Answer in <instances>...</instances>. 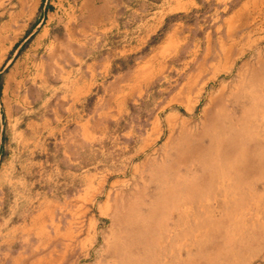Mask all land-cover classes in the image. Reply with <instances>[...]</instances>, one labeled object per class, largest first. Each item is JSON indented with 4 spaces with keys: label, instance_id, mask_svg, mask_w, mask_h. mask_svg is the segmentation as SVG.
<instances>
[{
    "label": "rangeland",
    "instance_id": "1",
    "mask_svg": "<svg viewBox=\"0 0 264 264\" xmlns=\"http://www.w3.org/2000/svg\"><path fill=\"white\" fill-rule=\"evenodd\" d=\"M49 1L0 0V264H264V0L166 17L94 142L8 161L31 108L6 113L7 73Z\"/></svg>",
    "mask_w": 264,
    "mask_h": 264
},
{
    "label": "crops",
    "instance_id": "2",
    "mask_svg": "<svg viewBox=\"0 0 264 264\" xmlns=\"http://www.w3.org/2000/svg\"><path fill=\"white\" fill-rule=\"evenodd\" d=\"M49 3L25 39L22 58L7 73L15 88L3 92L6 113L13 117L31 108L22 128L15 118L16 137L4 147L8 161L19 160L26 150L32 157L39 155L42 145L69 158L86 141L94 142L100 105L116 107L119 99L125 103L128 83L148 64V54L139 60L134 55L149 48L166 17L189 10L195 0H77L76 6L65 7L60 0ZM120 63L126 68L116 69ZM21 70L27 76L17 79ZM89 98L93 101L86 108Z\"/></svg>",
    "mask_w": 264,
    "mask_h": 264
},
{
    "label": "bare ground",
    "instance_id": "3",
    "mask_svg": "<svg viewBox=\"0 0 264 264\" xmlns=\"http://www.w3.org/2000/svg\"><path fill=\"white\" fill-rule=\"evenodd\" d=\"M235 105V104H234ZM244 115V114H243ZM230 119V118H229ZM188 150V149H187ZM186 150V151H187ZM187 153V152H186ZM178 154V153H177ZM181 163V162H180ZM182 164H184V163H182ZM181 166H183V165H181ZM244 176V175H243ZM163 177V176H162ZM191 184V183H190ZM255 184V183H254ZM204 189V188H203ZM172 191V190H171ZM178 191H179V189H178ZM180 192V191H179ZM169 195V194H168ZM172 196V195H171ZM179 196H180V194H179ZM178 197V196H177ZM204 197V196H203ZM169 198H171V197H169ZM180 198V197H179ZM172 199V198H171ZM176 200H178V199H176ZM183 200V199H182ZM187 200V199H186ZM165 201V200H164ZM171 201H173V200H171ZM171 201H170V203H171ZM157 203V202H156ZM165 203V202H164ZM178 203V202H177ZM199 203V202H198ZM173 204V203H172ZM256 205V204H255ZM169 208V207H168ZM179 208V207H178ZM163 209V208H162ZM165 210V209H164ZM163 211V210H162ZM168 211V210H167ZM135 213V212H134ZM160 213V212H159ZM166 214V213H165ZM164 215V214H163ZM158 216V215H157ZM170 216V215H169ZM160 217V216H159ZM163 220V219H162ZM161 220V221H162ZM235 220H237V218L235 219ZM211 221V220H210ZM163 223V222H162ZM210 223V222H209ZM212 224H213V221H212ZM223 224V223H222ZM217 225V224H216ZM209 226V225H208ZM214 226H215V224H214ZM223 226V225H222ZM146 227V226H145ZM221 227V226H220ZM151 228V227H150ZM212 228H213V226H212ZM228 228V227H227ZM215 229V228H214ZM218 229V228H217ZM220 229V228H219ZM213 230V229H212ZM163 231V230H162ZM216 231H219V230H216ZM185 234V233H184ZM160 236H161V234H160ZM163 236V235H162ZM186 236V235H185ZM194 236V235H193ZM230 237V236H229ZM180 238V237H179ZM188 238V237H187ZM211 238V237H210ZM241 238V237H240ZM227 240V239H226ZM258 240V239H257ZM147 241V240H146ZM228 241V240H227ZM235 241V240H234ZM240 241V240H239ZM225 242V241H224ZM238 242V241H237ZM231 246V245H230ZM174 247V246H173ZM201 247V246H200ZM146 248V247H145ZM185 248V247H184ZM224 248V247H223ZM202 249V248H201ZM222 250V249H221ZM234 250V249H233ZM218 251V250H217ZM227 251V250H226ZM231 251V250H230ZM196 252V251H195ZM209 253V252H208ZM219 253H220V251H219ZM218 253V254H219ZM228 253V252H227ZM232 253V252H231ZM192 255V254H191ZM198 255V254H197ZM196 255V256H197ZM201 255V254H200ZM217 255V254H216ZM184 257H185V255H184ZM194 257V256H193ZM205 257V256H204ZM223 257V256H222ZM176 258V257H175ZM214 258H216V257H214ZM177 259V258H176ZM205 259V258H204ZM219 259V258H218ZM175 260V259H174ZM188 260V259H187ZM195 260H196V258H195ZM194 261V260H193ZM211 263V262H210ZM214 263V262H213ZM212 263V264H213ZM185 264V263H184ZM208 264H209V262H208Z\"/></svg>",
    "mask_w": 264,
    "mask_h": 264
}]
</instances>
